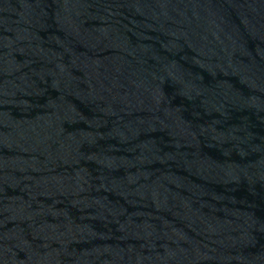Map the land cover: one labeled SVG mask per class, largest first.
Returning <instances> with one entry per match:
<instances>
[{"label":"water","instance_id":"95a60500","mask_svg":"<svg viewBox=\"0 0 264 264\" xmlns=\"http://www.w3.org/2000/svg\"><path fill=\"white\" fill-rule=\"evenodd\" d=\"M0 264H264V0H0Z\"/></svg>","mask_w":264,"mask_h":264}]
</instances>
